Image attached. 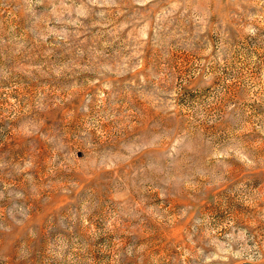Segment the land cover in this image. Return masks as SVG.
Instances as JSON below:
<instances>
[{
	"label": "rangeland",
	"instance_id": "obj_1",
	"mask_svg": "<svg viewBox=\"0 0 264 264\" xmlns=\"http://www.w3.org/2000/svg\"><path fill=\"white\" fill-rule=\"evenodd\" d=\"M0 264H264V0H0Z\"/></svg>",
	"mask_w": 264,
	"mask_h": 264
}]
</instances>
